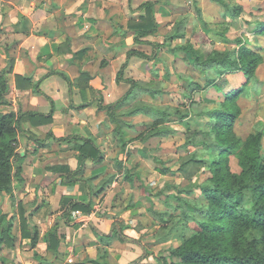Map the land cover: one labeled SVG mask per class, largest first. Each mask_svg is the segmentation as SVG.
I'll list each match as a JSON object with an SVG mask.
<instances>
[{"label": "crops", "instance_id": "crops-1", "mask_svg": "<svg viewBox=\"0 0 264 264\" xmlns=\"http://www.w3.org/2000/svg\"><path fill=\"white\" fill-rule=\"evenodd\" d=\"M118 1L0 0V69L9 74L12 104L8 109L54 110L49 122L36 124L28 116L21 120L18 149L23 155V180L15 182V207L10 214L16 217L14 232L18 237L14 247L0 250V264H130L142 255L140 242L119 238L108 242L102 237L118 221L110 213L99 211L97 181L63 183V172L51 170L62 165L78 168L75 145L79 139L74 136L96 137L102 115L107 113L99 108V100L102 105L113 103L130 88L128 82L117 81V73L130 49L144 51L140 48L144 44L134 43L135 31L129 24L145 14L137 10L145 0ZM58 70L69 74L73 87L60 74L51 73ZM82 71L91 78L80 81ZM36 82L44 94L34 91ZM50 132L56 138L72 139L57 141ZM93 164L97 163L85 162L84 178H91ZM67 196L93 198L95 210L66 223L61 202ZM10 197L0 196V202L6 205ZM21 208L28 219L30 237L21 235ZM120 222L126 225L127 236L140 239V232ZM35 229L38 235L34 244ZM53 236L57 240L51 241Z\"/></svg>", "mask_w": 264, "mask_h": 264}, {"label": "trees", "instance_id": "trees-1", "mask_svg": "<svg viewBox=\"0 0 264 264\" xmlns=\"http://www.w3.org/2000/svg\"><path fill=\"white\" fill-rule=\"evenodd\" d=\"M212 1L223 6L225 19H234L244 11L243 5L236 4L232 0ZM156 4V0H145L141 3L137 10H144L145 14L138 22L129 25L135 31L134 43L150 44L153 48L152 52L149 54L138 49H130L117 73V81L128 82L129 90L113 103L102 105V100H99V108L105 109L107 114H112L113 120L117 123L115 132L122 140L121 157L127 145V139L124 136L126 128L133 127L134 124L117 119L113 115L115 109L128 103L138 91L154 98L159 94H164L162 89L152 85L153 81H141L124 76L130 58L138 56L148 61L158 60L160 49L167 44V40L186 37V24L180 19L166 35V41L160 43L148 38L150 35H155L160 28ZM256 32L264 33L263 21H258ZM235 41L237 42L235 47L219 49L212 39L203 34L199 45L187 40L186 44L169 47L174 54H179L180 51L189 52L193 57L194 67L203 73L204 83L191 77H184L189 88L205 90L214 87L222 91L224 95L225 99L220 105L201 112L200 115L209 119L207 129L195 130L190 122L184 120L188 115L196 113L194 109L182 112L179 106L141 103L128 113L130 115L145 114L153 119L151 126L147 127L144 140L180 133V129L170 122L174 116L179 117V122H186V132L189 135L185 146H202L203 150L197 153L198 155H191L185 164L203 163L210 172V175L203 181L192 182L176 189L173 196L179 204H169L173 207V211H179L177 215L176 212L169 213L152 209L156 219L158 217L162 223L165 222L164 228L167 233L162 240L167 241L178 236L181 238V243L176 247H171L168 255L178 260L169 262L164 258L161 261L158 260L156 264H264V131L254 130L244 139L237 135L235 121L240 114V107L236 98L243 91V87L227 90L222 86L225 76L239 72L244 74L248 84L255 77L263 56L250 46L249 39L238 36ZM51 73L60 74L68 81L70 88L73 87V80L65 71L58 70ZM89 78L91 74L82 71L80 81ZM34 91L44 94L38 87V82L34 85ZM183 91L186 94V90ZM10 92L8 71L0 69V196L4 194L13 196L15 182L23 180V167L20 162L23 155L17 148L19 134L22 132L21 120L28 116L34 119L36 124L49 122L54 112L53 108L47 113L7 109L12 104ZM49 136L54 137L52 132ZM74 137L79 139L75 145L79 151L78 168L71 170L67 165H62L51 167V170L63 172V183L90 182L91 178L82 176L85 162L93 160L98 163L103 160V152L95 137ZM54 139L71 141L72 137H54ZM231 155L238 159L241 167L239 172L232 171L230 168ZM119 165L122 166L121 163ZM125 173L126 177L134 178L128 166ZM90 188L93 190V185H90ZM97 189L99 190L96 195L103 190L102 187ZM95 205L93 198L81 200L75 196L64 197L61 202V207L66 210L63 215L66 223L72 221L73 211L81 210L84 213H90L95 210ZM21 209V235L30 237L32 232L27 229L28 219L23 215V208ZM15 218V215L10 216L7 213L0 215V250L3 246H15L18 237L14 232ZM191 223H194V226H191ZM125 227L126 225L121 222H114L111 231L108 234H102V237L108 242L113 238L140 242L127 236L124 233ZM37 235L35 229L32 237L34 244L37 241ZM55 240L57 239L53 236L51 241ZM147 256L149 252L145 249L139 259L143 260ZM139 261L137 259L130 264H137ZM95 262L96 264H108Z\"/></svg>", "mask_w": 264, "mask_h": 264}, {"label": "rangeland", "instance_id": "rangeland-1", "mask_svg": "<svg viewBox=\"0 0 264 264\" xmlns=\"http://www.w3.org/2000/svg\"><path fill=\"white\" fill-rule=\"evenodd\" d=\"M156 1L160 28L155 35H150L148 38L160 43L166 41V35L180 19L186 24V37L167 40V44L160 49L158 60L148 61L132 56L124 76L141 81H153L152 85L162 89L164 94L154 98L138 91L128 103L115 109L113 115L117 119L134 124L133 127L126 128L124 136L127 145L123 157L120 156L122 140L115 132L117 123L113 120L112 114L102 115V122L95 139L103 152V160L90 165L91 180L97 181L98 188L103 189L99 195V211L110 213L115 221L128 223L140 232L142 254L145 249L149 252V256L142 260L146 264H156L158 260L164 258L169 262L178 260L168 256L169 249L181 243L179 236L167 241L162 240L167 233L164 228L165 222L162 223L158 217L156 219L152 209L176 212L177 215L179 211H173L170 205L179 204L173 196L176 189L192 182L203 181L210 172L203 163L185 164L191 155H198L197 153L203 150L202 146H185L189 135L186 132V122H179V117L174 116L170 122L180 129V133L144 140L147 127L151 126L153 119L145 114L128 113L141 103L179 106L182 112L194 109L196 113L188 115L184 120L190 122L195 130L207 129L209 119L200 115L201 112L213 109L225 99L222 91L214 87L205 90L189 88L184 77H191L204 83L203 73L194 67L193 57L189 52L180 51L179 54H174L169 47L186 44L187 40L199 45L203 34L212 39L219 49L235 47L237 45L235 39L238 36L249 39L250 46L263 56L255 77L247 84L242 72L229 74L225 76L222 86L227 90L243 87V91L236 98L240 107V114L235 121L237 135L244 139L254 130L264 131V33L256 32L258 21L264 22V0H232L244 6V11L234 19H225L223 6L212 0ZM120 2L124 3L123 0L118 1ZM140 48L147 53L153 50L150 44L141 45ZM95 81L100 80L95 79ZM19 145L18 138L17 148ZM120 163L122 166L119 165ZM229 164L232 171L241 170L234 155L230 156ZM127 166L134 175L132 179L126 177ZM166 169L167 172H164ZM13 201L11 196L6 205L0 202V215L4 211L9 215L13 212L15 207ZM191 226H194V223H191ZM109 260L114 262L112 256ZM142 261L139 264H142Z\"/></svg>", "mask_w": 264, "mask_h": 264}, {"label": "built area", "instance_id": "built-area-1", "mask_svg": "<svg viewBox=\"0 0 264 264\" xmlns=\"http://www.w3.org/2000/svg\"><path fill=\"white\" fill-rule=\"evenodd\" d=\"M84 214H85V213L82 212L81 210H75V211H73V213H72V219L77 220V219H79V218H82Z\"/></svg>", "mask_w": 264, "mask_h": 264}]
</instances>
